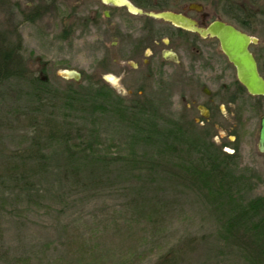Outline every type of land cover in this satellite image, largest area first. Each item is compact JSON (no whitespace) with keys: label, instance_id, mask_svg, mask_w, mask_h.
I'll use <instances>...</instances> for the list:
<instances>
[{"label":"rangeland","instance_id":"rangeland-1","mask_svg":"<svg viewBox=\"0 0 264 264\" xmlns=\"http://www.w3.org/2000/svg\"><path fill=\"white\" fill-rule=\"evenodd\" d=\"M77 1L66 0L57 13L52 11L35 24L22 23L16 12L11 20L0 9V30H5L7 22H16L15 18L20 22L23 56L35 75L46 67L54 90L67 91L71 85L80 95L100 91L105 102L111 99L110 104H100L107 106L108 112L106 107L104 111H94L89 102L85 110L67 114L61 110V114L58 101L57 107L44 108L37 118L23 97L18 103L2 100L0 264H158L160 255L171 248L185 252L179 264H254L248 259L253 251L246 241L227 244L220 238L216 215L203 196L179 176L180 171L161 158V145L145 148L133 143L131 126L118 122L111 114L118 108L119 97L125 105L130 99L148 97L156 100L159 123H187L185 80L174 77L172 72L177 69L172 65L162 75L156 73L154 79L148 80L135 78L134 74L142 69L106 65L113 40L108 25L101 20L96 32L84 31L80 38L74 32ZM238 2L241 7L249 6V0ZM249 7L258 15L257 23L264 24L260 15L264 0H256ZM114 12L122 15V11ZM260 36L264 40V29ZM263 45L262 41V50ZM262 63L264 66V55ZM63 70L81 72L82 79H64L60 76ZM8 86L12 94L14 86ZM141 86L147 88L142 95L138 92ZM50 115L60 120L66 115L74 149H87L86 143L96 136L97 152L113 159L108 158V164L96 168L79 160L81 170L78 178H73L65 155L60 150L54 155L50 151L48 171L32 185H19L2 174L5 167L17 161V150L29 144L34 129L30 123H43ZM199 124H193L195 132L201 130L203 125ZM213 133L212 141L219 145L223 132L216 127ZM80 154L79 151V157ZM124 158L145 162L131 172L134 168L124 163ZM149 162L156 171L152 176ZM229 169L236 175L234 164ZM263 192L264 189L253 192L246 198L252 200Z\"/></svg>","mask_w":264,"mask_h":264},{"label":"flooded vegetation","instance_id":"flooded-vegetation-1","mask_svg":"<svg viewBox=\"0 0 264 264\" xmlns=\"http://www.w3.org/2000/svg\"><path fill=\"white\" fill-rule=\"evenodd\" d=\"M65 1L0 0V9L12 20V9L19 14L16 8L19 4L33 15H39L34 22H23L35 24L52 11L57 13ZM121 1L123 5L105 0H78L74 32L81 38L84 31L96 32L101 22H106L113 40L110 61L105 64L142 69L134 74L137 79H154L156 73L162 75L170 65L174 66L177 69L172 72L174 77L185 80L186 122L201 123L202 128H211L213 132L217 127L223 132L219 146L225 154L233 151L229 155L234 156L236 181L241 189L239 199L247 202V196L264 189V145H261L264 96L252 94L242 84L219 37L209 29L213 23L222 22L248 36L249 50L264 79V45L263 50L259 48L264 43L260 36L264 24L257 23L254 10L241 7L238 0ZM115 10L122 11V15L117 16ZM163 13L179 15L188 24L158 17ZM260 15L264 17L263 10ZM79 73L80 81L82 73ZM146 91V87H138L141 95ZM259 197L264 199V192Z\"/></svg>","mask_w":264,"mask_h":264},{"label":"trees","instance_id":"trees-1","mask_svg":"<svg viewBox=\"0 0 264 264\" xmlns=\"http://www.w3.org/2000/svg\"><path fill=\"white\" fill-rule=\"evenodd\" d=\"M249 1L251 6L256 0ZM16 8L20 11L16 17L20 18L22 23L34 22L39 17L37 13L33 15L26 8H21L19 4H16ZM15 20L16 22H7L5 30H0V103L3 99L15 100L18 103L23 97L29 111H32L36 118L43 114L44 108L57 107L58 101L63 114L85 110L89 102L93 104L94 111H104L105 107L106 111H109L107 106H100L101 102L106 101L100 91L87 96L80 95L71 85L67 91L54 90L46 67L35 75L23 56L20 22H17L16 18ZM8 85L14 86L12 94ZM109 92L112 90L109 89ZM80 99H83L82 103ZM110 100L107 101L109 104ZM155 101L143 97L130 99L125 105L119 97L116 101L118 108L109 113L114 114L113 118L118 122H127L131 126L129 136L133 143L145 148L161 145V158L171 165L172 169L180 171L179 176L203 196L209 210L216 215L219 220L220 238L227 244L246 241L247 247L253 251L248 259L254 264H264V199L257 197L247 202L239 199L241 189L236 176L229 169V165L234 164V156L223 153L221 147L212 141L214 133L211 128H201L195 132V123H180L177 120H164L159 123L161 117L158 116V105ZM29 122H33L32 119H29ZM30 124L34 129L29 144L17 150V161L5 167L2 173L19 185H32L35 180H39L48 171L47 166L52 154L59 150L68 160L70 175L73 178H78L81 170L77 162L79 160H83L84 164L95 165V168L109 163L110 157L100 155L95 149L94 142L99 140L96 136L86 143L87 149L79 150L81 157L78 156L79 151L71 145L66 115L62 116L61 120L50 115L44 118L43 123ZM148 155L151 156V153L148 152ZM122 160L134 168L131 172L145 162L130 158ZM149 170L152 172L149 176L156 173L153 162H149ZM145 202L148 201L143 200V203ZM184 256V251L171 248L160 255L158 264H179Z\"/></svg>","mask_w":264,"mask_h":264},{"label":"water","instance_id":"water-1","mask_svg":"<svg viewBox=\"0 0 264 264\" xmlns=\"http://www.w3.org/2000/svg\"><path fill=\"white\" fill-rule=\"evenodd\" d=\"M105 1H112L120 5L124 4L121 0ZM130 7L132 8V6ZM158 17L177 24H188V20L171 13L159 14ZM209 32L219 37L222 49L236 67L242 84L252 94L264 96V79L259 74L255 58L249 50L250 38L222 22L213 23ZM60 76L64 79H74L76 81H79L81 77L80 73L75 70H63ZM261 145H264V120L262 121L261 129Z\"/></svg>","mask_w":264,"mask_h":264}]
</instances>
